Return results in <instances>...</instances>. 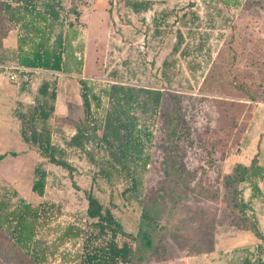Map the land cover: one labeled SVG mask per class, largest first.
<instances>
[{
  "label": "rangeland",
  "instance_id": "rangeland-1",
  "mask_svg": "<svg viewBox=\"0 0 264 264\" xmlns=\"http://www.w3.org/2000/svg\"><path fill=\"white\" fill-rule=\"evenodd\" d=\"M123 1L64 0L63 16L72 24L65 27L64 73H31L30 93L19 92L23 79L13 62L0 67V155L6 154L0 160V200L13 209L22 199L41 211L35 232L38 262L16 247L3 227L0 264H61L63 254L75 253L66 244L51 256V240L56 227L84 223V191H91L127 233L137 231L140 208L122 196L124 181L93 182L95 169L83 153L67 150L77 191L66 171L42 161L21 142L12 112L32 103L41 81L54 78L58 98L52 142L60 148L84 118L79 79L163 92L143 185L146 204L154 201L163 210L165 229L156 253L144 264H239L243 249L254 253L260 243L236 225L224 185L237 164L249 166L252 159L262 177L241 186L242 198L264 236V0H239L236 8L219 2L207 6L202 0H138L154 2L140 15ZM72 6L80 13L78 22L69 14ZM166 10L167 23L157 34L153 18L161 19ZM178 31L184 36L183 53L172 55ZM15 38L9 36L7 48L14 47ZM172 118L178 126L175 149L168 148L166 129ZM40 162L49 173L42 199L31 192L33 169ZM167 170L179 171L178 176L169 177ZM255 184L259 193L252 191ZM172 191L182 199L170 196ZM51 205L57 209L51 211Z\"/></svg>",
  "mask_w": 264,
  "mask_h": 264
},
{
  "label": "trees",
  "instance_id": "trees-1",
  "mask_svg": "<svg viewBox=\"0 0 264 264\" xmlns=\"http://www.w3.org/2000/svg\"><path fill=\"white\" fill-rule=\"evenodd\" d=\"M63 1L0 0V67L14 63L16 73L23 79L19 86L22 94L30 93L31 73H64L68 44L65 27L72 28V24L65 22ZM218 2L233 8L240 3L239 0H202L207 6ZM123 5L133 14L140 15L151 11L154 2L125 0ZM69 14L78 22L80 13L75 6L70 8ZM167 15L166 10L162 12L161 19L153 18L155 33L160 34V27L167 23ZM12 33L16 38L14 47L10 49L6 42ZM183 42L184 36L178 31L172 55H182ZM203 44L197 48L199 54L204 52ZM167 65L165 62V68ZM77 74H80L79 70ZM78 85L84 118L75 126L74 135L64 141L63 148L52 142L51 120L58 98L56 78L41 81L32 94V103L28 106L19 104L20 109L12 112L19 123L20 140L24 145L33 147L42 161L66 171L71 186L77 191L80 189L74 181L75 169L65 156L67 150L83 153L95 169L93 182L95 179L108 183L119 179L124 181L126 188L122 196L138 205L140 216L136 233H127L91 191H84L87 203L84 223L81 226L68 224L56 227L57 232L51 240V256L55 257L59 247L69 244L76 248V252L63 254L61 264L148 263L156 253L165 229L160 225L163 210L154 201L146 204L143 185L152 160L150 149L155 138L154 129L161 116L163 92L119 83L96 86L84 79H79ZM166 129L168 148L175 149L178 146L177 121L170 119ZM5 156L0 155V160ZM176 170H167V175L178 176L179 171ZM262 173L256 159H252L249 166L237 164L224 183L230 211L237 217L236 225L260 243L254 253L248 248L243 249L239 264H264V236L255 218L248 215L249 205L243 200L241 190L243 184L261 179ZM32 175L31 192L42 199L49 173L40 162L34 167ZM252 191L259 193L260 189L255 184ZM170 193V196L182 199L179 193ZM55 209L56 206L51 205V211ZM40 214L39 209L22 199L13 209L0 200V228L4 227L14 245L34 262L39 260L40 242L36 240L35 232Z\"/></svg>",
  "mask_w": 264,
  "mask_h": 264
}]
</instances>
